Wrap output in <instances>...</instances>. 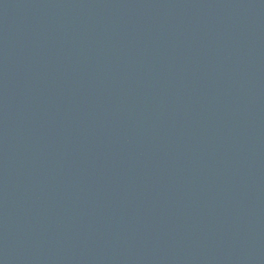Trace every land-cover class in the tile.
I'll return each mask as SVG.
<instances>
[{
    "label": "water",
    "instance_id": "obj_1",
    "mask_svg": "<svg viewBox=\"0 0 264 264\" xmlns=\"http://www.w3.org/2000/svg\"><path fill=\"white\" fill-rule=\"evenodd\" d=\"M0 264H264V0H0Z\"/></svg>",
    "mask_w": 264,
    "mask_h": 264
}]
</instances>
